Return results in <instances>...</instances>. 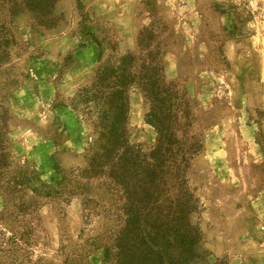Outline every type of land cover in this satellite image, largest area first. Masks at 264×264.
<instances>
[{"label": "rangeland", "instance_id": "obj_1", "mask_svg": "<svg viewBox=\"0 0 264 264\" xmlns=\"http://www.w3.org/2000/svg\"><path fill=\"white\" fill-rule=\"evenodd\" d=\"M4 2L0 27L14 44L0 64L10 162L3 179L33 170L22 195L29 199L54 168L73 175L70 195L4 221V248L8 230L22 238L0 262L113 264L104 250L125 224L122 190L104 176L77 174L93 129L70 103L101 61L143 57L146 29L145 46L157 51L165 82L184 94L189 133L200 143L185 173L200 233L192 264H264V0H58L51 28L32 13L10 17ZM141 97L138 89L129 96L127 129L147 153L155 133ZM2 203L0 195V210Z\"/></svg>", "mask_w": 264, "mask_h": 264}, {"label": "trees", "instance_id": "obj_2", "mask_svg": "<svg viewBox=\"0 0 264 264\" xmlns=\"http://www.w3.org/2000/svg\"><path fill=\"white\" fill-rule=\"evenodd\" d=\"M55 2L58 0H6L4 4L10 17L32 13L41 26L51 28L55 22L49 15ZM150 36L146 29L139 35L138 43L146 51L143 57L125 52L113 60L108 57L101 61L91 82L72 98V109L84 114L93 129L91 143L83 153L85 165L75 170L84 178L104 176L122 190L125 224L104 250L105 258L113 264H192L197 258L200 233L190 220L197 202L185 173L200 143L189 133L191 120L184 94L165 82L157 51L145 46ZM13 44V36L0 27V64ZM133 89L141 93L146 107L144 121L155 133L147 153L129 140V96ZM7 117V109L0 104V221L4 223L0 226V258L8 249L17 250L22 238L8 230L11 236L6 242L10 248H4L8 227L4 221L12 215L30 214L42 199L70 195L67 177L73 175L71 170L67 173L54 168L56 175L50 182L37 179L32 196L24 198L33 170L25 168L3 179L10 167L5 150Z\"/></svg>", "mask_w": 264, "mask_h": 264}, {"label": "crops", "instance_id": "obj_3", "mask_svg": "<svg viewBox=\"0 0 264 264\" xmlns=\"http://www.w3.org/2000/svg\"><path fill=\"white\" fill-rule=\"evenodd\" d=\"M76 63H77V62H76ZM76 63H74V64H76ZM77 64H78V63H77ZM73 68L75 69V66H72V69H73Z\"/></svg>", "mask_w": 264, "mask_h": 264}]
</instances>
